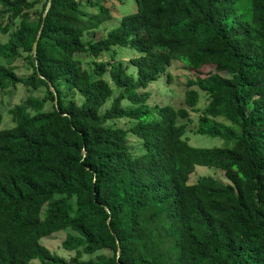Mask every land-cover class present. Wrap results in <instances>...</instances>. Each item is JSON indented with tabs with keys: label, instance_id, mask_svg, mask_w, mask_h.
Here are the masks:
<instances>
[{
	"label": "trees",
	"instance_id": "16d2710c",
	"mask_svg": "<svg viewBox=\"0 0 264 264\" xmlns=\"http://www.w3.org/2000/svg\"><path fill=\"white\" fill-rule=\"evenodd\" d=\"M38 1L0 0V90L46 92L26 96L32 111L14 105L12 125L0 128V264H264V0H134V12L87 41L82 33L111 17L105 0H49L44 16L42 0L32 17ZM113 46L138 53L128 59L134 74L112 54L97 60ZM77 53L93 58L90 69ZM21 54L25 77L11 65ZM173 61L194 74L185 107L147 104L148 84ZM108 80L118 92L101 110ZM199 91L206 103L195 133L222 146L183 136L178 119H188ZM119 118L133 123L113 125ZM128 133L140 141L136 155ZM195 165L227 182L188 183ZM67 228L66 259L40 239Z\"/></svg>",
	"mask_w": 264,
	"mask_h": 264
},
{
	"label": "rangeland",
	"instance_id": "374dc122",
	"mask_svg": "<svg viewBox=\"0 0 264 264\" xmlns=\"http://www.w3.org/2000/svg\"><path fill=\"white\" fill-rule=\"evenodd\" d=\"M42 0H39L33 8L30 9V15L35 17L38 14ZM104 6L110 12V18L102 21L96 29H87L82 33V39L87 41L88 39H95L97 37H103L106 33L115 27L120 18L128 13L134 12L136 9L134 0H105ZM81 11L87 14H93L96 12V9L89 7L85 4H81ZM7 34L0 33V43L6 41ZM111 51L102 52L97 60L101 61H110V55L112 54L114 61H122L126 67L127 72L134 74L135 67L128 63V59L133 55L136 56L138 53L127 46H113ZM24 54L19 55L15 58L11 65L14 68L15 73L19 77H25L30 72L29 63L27 62ZM73 58L79 63L82 68L90 69L92 66L93 58L91 56L85 55L83 53L74 54ZM0 62L4 63V60L0 58ZM129 64V65H128ZM205 71V68L204 70ZM194 74L189 73L179 61H173L170 66L167 68L166 73L160 74L154 81H151L147 86V91L149 92V97L147 98V104H170L173 107H185L183 102V94L185 89L188 87L185 85L186 78H192ZM110 86L112 87V95L102 109L108 107L111 99L117 94L118 90L114 87L112 82L108 80ZM195 89L196 86H191ZM45 88L43 86L38 87L32 91L25 92L22 84L17 83L15 85H9L6 89L0 90V128L8 127L12 125L11 114L9 109L14 105H27L30 106V102L26 99V96L41 101L45 96ZM79 100V97L77 98ZM206 103V97L203 93L199 91V98L195 104V109L188 108L189 115L188 119H178V122L184 123V133L183 136L187 139V142L196 147H212V146H222L225 142L218 137H210L208 135H201L195 133L197 126V118L200 113V109ZM51 102L49 99H46L42 104V109L50 108ZM29 111H32L28 107ZM220 121L228 123L227 120L219 118ZM133 122L126 118H119L113 121V125L120 126L122 128H128ZM127 143L130 149V152L133 155H136L140 152V141L128 133ZM200 176H208L219 180L222 183H226V179L221 170L214 167L200 166L195 165L193 171L188 175V183L194 182L196 178ZM67 232H71L68 228L60 230L50 234L49 236L42 237L40 239L41 244H43L49 251L54 252L64 258H68L72 255V251H66L61 248L60 243L64 239ZM97 253L108 254L106 250L96 251L91 254H82L80 259L85 260L87 258H94Z\"/></svg>",
	"mask_w": 264,
	"mask_h": 264
},
{
	"label": "water",
	"instance_id": "95a60500",
	"mask_svg": "<svg viewBox=\"0 0 264 264\" xmlns=\"http://www.w3.org/2000/svg\"><path fill=\"white\" fill-rule=\"evenodd\" d=\"M48 7H49V0H47V2H46V4H45V7H44L43 12H42V16L45 15V13H46ZM40 29H41V26L38 28V30H37V32H36V35H35L34 42H33V44H32V53H33V55L35 54L36 43H37V39H38L39 34H40ZM50 89L53 91V89H52L51 87H50ZM53 92H54V91H53ZM55 102H56V96L54 95V104H55ZM106 210H107V209H106ZM117 252H118V251H117ZM117 252H116V253H117Z\"/></svg>",
	"mask_w": 264,
	"mask_h": 264
}]
</instances>
